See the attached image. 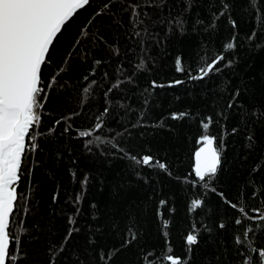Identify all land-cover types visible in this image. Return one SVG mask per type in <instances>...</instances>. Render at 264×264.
Listing matches in <instances>:
<instances>
[{
  "label": "trees",
  "instance_id": "16d2710c",
  "mask_svg": "<svg viewBox=\"0 0 264 264\" xmlns=\"http://www.w3.org/2000/svg\"><path fill=\"white\" fill-rule=\"evenodd\" d=\"M46 60L6 264H244L264 250V0H91ZM209 117L221 166L199 181Z\"/></svg>",
  "mask_w": 264,
  "mask_h": 264
},
{
  "label": "snow or ice",
  "instance_id": "6c2138e0",
  "mask_svg": "<svg viewBox=\"0 0 264 264\" xmlns=\"http://www.w3.org/2000/svg\"><path fill=\"white\" fill-rule=\"evenodd\" d=\"M90 2L91 0H0V264L16 259L15 256L10 257V216L17 200L16 185L20 180L22 157L26 151L25 139L40 120L37 110L42 107L38 99L42 92V66L47 63L50 46L54 45L58 34L71 23L74 14H78V10H83ZM251 3L255 5L256 0H251ZM137 15L133 7V16ZM176 23L180 25V21ZM226 47L231 49L234 45L228 43ZM222 60L223 56H218L206 64L200 69L199 78L215 70ZM179 63L177 60V64ZM228 107H232V104L229 103ZM183 116L184 114H173L172 118L182 119ZM211 123V117L202 122L203 146L195 152L194 174L199 181L215 176L221 166V152L216 146V138L207 134ZM96 127L99 128L100 124ZM81 135L86 136L88 133ZM152 161L151 156H144L141 160L145 166L151 165ZM157 163L160 168H166L164 163ZM163 203L162 201L161 204ZM201 203L200 200H194L192 209L200 207ZM240 211L245 210L241 208ZM259 219L264 225V215ZM235 222L241 224L239 219ZM163 227H167L166 221ZM220 227L224 225L221 224ZM247 236L248 232L245 231L243 236L235 238V243L243 245ZM197 242V235L186 236L187 245ZM168 259L171 264H182L180 259H174L170 255ZM244 264H264V250H257L256 257L248 259Z\"/></svg>",
  "mask_w": 264,
  "mask_h": 264
},
{
  "label": "rangeland",
  "instance_id": "374dc122",
  "mask_svg": "<svg viewBox=\"0 0 264 264\" xmlns=\"http://www.w3.org/2000/svg\"><path fill=\"white\" fill-rule=\"evenodd\" d=\"M63 36H65V38H66V34H63ZM72 43L75 44V39H74V37H70V38L68 39V41H67V45H68V47H67V52H68L70 49H72V48L70 47V45H71Z\"/></svg>",
  "mask_w": 264,
  "mask_h": 264
},
{
  "label": "water",
  "instance_id": "95a60500",
  "mask_svg": "<svg viewBox=\"0 0 264 264\" xmlns=\"http://www.w3.org/2000/svg\"><path fill=\"white\" fill-rule=\"evenodd\" d=\"M28 136H29V134H28ZM28 136L26 137V139H25V142H26V146H27V139H28ZM24 156V155H23ZM22 160H23V157H22ZM16 203V202H15ZM14 208H15V204H14ZM13 211H14V209H13ZM10 219H11V216H10Z\"/></svg>",
  "mask_w": 264,
  "mask_h": 264
},
{
  "label": "bare ground",
  "instance_id": "6f19581e",
  "mask_svg": "<svg viewBox=\"0 0 264 264\" xmlns=\"http://www.w3.org/2000/svg\"><path fill=\"white\" fill-rule=\"evenodd\" d=\"M42 171V170H41ZM78 192V191H77ZM77 194V193H76ZM89 194V193H88ZM81 195V194H80ZM85 195V194H84ZM72 199V198H71ZM91 204H93L92 202H91ZM95 204V203H94ZM93 204V205H94ZM70 209V208H69ZM64 210V209H63ZM80 210V209H79ZM76 211V210H75ZM73 212V211H72ZM74 214V213H73ZM99 214V213H98ZM92 215V214H91ZM72 216V215H71ZM95 216V215H94ZM55 218V217H54ZM73 218V217H72ZM73 220V219H72ZM99 222V221H98ZM70 223H71V221H70ZM193 253V252H192ZM149 264V263H148Z\"/></svg>",
  "mask_w": 264,
  "mask_h": 264
}]
</instances>
